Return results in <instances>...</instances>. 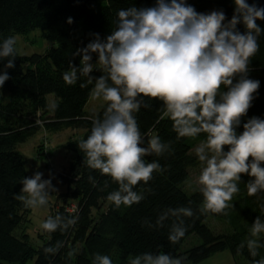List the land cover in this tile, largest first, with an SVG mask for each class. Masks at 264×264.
<instances>
[{"label": "trees", "instance_id": "16d2710c", "mask_svg": "<svg viewBox=\"0 0 264 264\" xmlns=\"http://www.w3.org/2000/svg\"><path fill=\"white\" fill-rule=\"evenodd\" d=\"M264 8V0H246ZM198 13L208 14L223 11L227 23L234 14L233 0H186ZM156 0H0V44L16 34H25L39 29L49 46L41 53L19 54L15 50L14 67L4 66L8 58H0V74L10 77L0 88V264H94L96 254L107 255L112 264H127L130 259L144 253H164L174 258H184L182 264L198 263L213 254L228 250L238 261L243 258L249 264L264 259V234H261L258 255L252 257L246 246L251 238L252 223L257 217L264 221V192L250 196L245 191L231 202L230 210H237L231 220L229 209L215 214L203 211V196L200 190L186 193L182 188L188 169L196 159L191 154L192 137H179L172 120L164 115L162 101L142 98L144 104L135 113L143 137L142 147L148 146L152 135H158L170 148L163 155L144 157L146 163L158 162L162 172H154L148 184L138 183L134 191L144 199L132 206L116 207L107 199L118 189L110 177L102 175L87 165L81 141L91 134L92 122L102 118L107 103L95 112L85 107L92 95L94 83L80 87L87 77L79 75L74 85L63 80L70 65L80 66V57L74 56L77 49L84 48L96 34L104 40L116 28L117 12L129 7L151 8ZM71 20V23H69ZM257 24L262 29L258 38L259 51L249 65L248 78L259 81L252 106L241 119L236 129L242 133L243 124L253 117L264 119V20ZM241 33L243 24L237 25ZM97 57L93 54L92 63ZM102 73L93 70L90 76L99 78ZM238 79V78H237ZM236 81L234 80V83ZM77 129L82 133L69 148L72 156L64 171L57 174L58 185L55 203L50 206L49 216L78 217L75 226L67 231L59 229L47 233L42 228L34 243L28 233L17 234L16 230L27 220L28 209L18 199L26 174L27 159L18 149L20 143L44 130L54 133L63 129ZM206 139V134L197 137ZM41 153V148L38 149ZM227 151V148H225ZM92 177L95 183L89 179ZM191 208L192 217H181L187 229L177 243L168 239L176 217L169 216L158 227V218L168 209ZM207 216L226 219L232 231L215 233L205 223ZM47 217V218H48ZM196 234L200 243L182 250L183 242ZM63 241L55 254L45 253L44 248ZM244 244V248L239 246Z\"/></svg>", "mask_w": 264, "mask_h": 264}, {"label": "clouds", "instance_id": "9594fccd", "mask_svg": "<svg viewBox=\"0 0 264 264\" xmlns=\"http://www.w3.org/2000/svg\"><path fill=\"white\" fill-rule=\"evenodd\" d=\"M233 3L234 14L227 23L223 11L198 13L186 0H156L151 8L120 9L110 35L101 40L96 34L74 53L80 57V66L71 64L63 80L74 85L78 73L87 77L80 87L95 82L93 99L107 103L103 117L93 119L91 134L79 147L86 154L89 168L118 185L107 197L116 207H130L145 198L134 187L141 182L148 184L154 172L164 169L158 162L146 163L144 157L163 155L170 148L158 135L151 136L147 147L141 146L143 137L134 114L142 106L148 107L142 98L162 101L164 115L172 120L179 137L206 134L195 149L198 160L205 165L198 180L203 211L226 215L243 175L250 177V196L264 192V119H248L242 133L236 131L260 87L259 81L248 78V72L260 48L262 29L257 21L264 20V8L246 0ZM238 24H243V33L237 30ZM15 43L9 37L0 44V58H8L6 69L14 67ZM93 54L97 57L95 64ZM94 69L102 73L99 78L90 76ZM9 78L7 72L0 74V88ZM42 176L36 172L23 179L24 195L18 199L25 207L42 208L50 192L56 191L51 179L42 180ZM89 179L95 183L92 177ZM169 216L177 219L168 239L177 243L187 231L181 217H192L193 211L187 207L168 209L158 218L157 226L162 227ZM77 220L78 217L49 216L41 227L47 233L67 231ZM261 234L264 221L257 217L252 223L251 238L246 241L252 257L262 247ZM62 246L63 241H59L44 248V252L55 254ZM183 259L144 253L131 259L130 264H182ZM94 264H112V259L96 254ZM255 264H264V259Z\"/></svg>", "mask_w": 264, "mask_h": 264}, {"label": "rangeland", "instance_id": "374dc122", "mask_svg": "<svg viewBox=\"0 0 264 264\" xmlns=\"http://www.w3.org/2000/svg\"><path fill=\"white\" fill-rule=\"evenodd\" d=\"M16 41L15 50L19 54L30 55L32 53H41L48 46L49 41L42 38L39 29H33L25 34H16L13 37ZM105 101L102 99H93L92 95L88 100L85 109L88 112H95L99 109V106ZM82 131L77 129H63L54 133L46 132L44 130L40 131L38 134L30 137L26 142L20 143L18 149L27 159L26 162V174L27 177H32L36 172L43 174L42 180L51 179V185L56 190L55 192H50L48 203L40 209H28L25 220L20 227L16 230V233L22 234L24 230L29 235V239L32 243L36 241L37 233L41 231V224L47 219L49 215L50 206L55 203L56 192L63 189L62 186L58 185L57 174L64 171L67 166L68 161L72 156V150L69 148L71 142L81 135ZM203 140L198 138H192L193 148L191 149L192 156L196 159L193 166L188 169V176L185 180L182 188L186 193H191L195 190H200L201 185L199 184V176L203 167L205 166L200 162L196 156L195 149L200 145ZM41 148V153L38 149ZM264 167V165H262ZM250 177L243 175L241 181L238 183V193L234 194L232 200L233 202L238 196H241L247 190V184ZM231 216V220L236 219L239 214L237 210H230L228 208ZM240 220V219H239ZM204 223L212 229L215 233H226L232 231L231 223L226 219H221L215 216H207ZM200 243V239L196 234L190 235L183 242L181 249L185 250L194 245ZM237 261L235 257L228 251H220L214 254L212 257L202 261L199 264H249L243 258H238ZM131 261V259H130ZM128 261L127 264H130ZM26 264H32L28 261ZM192 264V263H190Z\"/></svg>", "mask_w": 264, "mask_h": 264}, {"label": "crops", "instance_id": "0c3cea01", "mask_svg": "<svg viewBox=\"0 0 264 264\" xmlns=\"http://www.w3.org/2000/svg\"><path fill=\"white\" fill-rule=\"evenodd\" d=\"M224 251H226V250H224ZM218 253V252H217ZM216 254V253H215ZM214 255V254H213ZM212 255V256H213ZM212 256H210V257H212ZM209 258V257H208ZM208 258H206V259H208ZM206 259H204V260H206ZM204 260H202V261H204ZM202 261H200V262H198V263H192V264H199V263H201ZM190 264V263H189Z\"/></svg>", "mask_w": 264, "mask_h": 264}]
</instances>
